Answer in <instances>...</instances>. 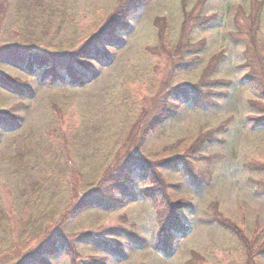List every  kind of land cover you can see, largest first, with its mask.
Listing matches in <instances>:
<instances>
[{
	"label": "rangeland",
	"instance_id": "rangeland-1",
	"mask_svg": "<svg viewBox=\"0 0 264 264\" xmlns=\"http://www.w3.org/2000/svg\"><path fill=\"white\" fill-rule=\"evenodd\" d=\"M19 1L8 0L7 10L0 9V46L14 45L20 38L25 8H19ZM184 1L187 4L182 9ZM257 1L261 4L253 0H155L131 13L130 29L120 33L121 45H100L108 52L107 62L80 58L78 83L67 75L58 81H43L0 59V74L23 84L21 88L27 92L25 95L0 86V264H187L196 252L200 258L195 264H264V121L259 120L264 118V98L244 79L250 69L241 67L252 60L259 70L257 58L260 55L264 59V0ZM35 2L33 18L41 36L40 49L65 54L76 52L120 0ZM241 8L243 15L253 11L258 15L256 50L251 37L230 35L240 27L237 18L246 19L240 15ZM183 12L190 26L200 14L216 15L206 26L195 25L184 38V45L197 44L187 52V56L198 59L190 72H176L163 56L146 51L159 42L158 29L163 22L166 38L171 42L178 39ZM246 21L245 26L250 27V20ZM217 55L223 57L221 76L231 81L227 98L209 111L190 102L181 103L177 117L153 131L142 148L136 149L127 136L130 127L121 125V92L130 89L131 99L139 106L146 97L150 109L171 82L183 87L198 82L203 69ZM15 118L20 123L8 128ZM223 123L229 129L224 144L215 145L207 156L187 149L196 145L201 129ZM126 150L128 155L144 156L154 163L183 153L190 160L185 165L187 170H169L163 164L158 167L168 195L196 206L193 213H184L191 230L177 238L170 255L152 245L160 220L153 201L141 194L147 186L140 177L141 170L133 173V182L126 183L130 194L117 195L120 201L116 207H90L77 213L69 210L73 201L98 185L110 195V179L101 182L103 170ZM186 176H194L193 181H187ZM85 180L91 187L85 188ZM201 184L203 189L198 187ZM216 205L223 217L247 233L253 257L248 256L249 249L237 245L232 232L209 223L218 216ZM49 211H58L52 220L47 219ZM47 228L48 235L61 230L58 237L66 236L67 246L53 255L41 256L35 246ZM127 229L149 243L144 247L129 244L124 232ZM102 242L111 243L123 255L113 253L115 248Z\"/></svg>",
	"mask_w": 264,
	"mask_h": 264
},
{
	"label": "trees",
	"instance_id": "trees-1",
	"mask_svg": "<svg viewBox=\"0 0 264 264\" xmlns=\"http://www.w3.org/2000/svg\"><path fill=\"white\" fill-rule=\"evenodd\" d=\"M0 1L1 11L4 9L7 10V6L9 5L8 0ZM154 1L155 0H120L119 4L114 8V12L111 13L110 16H107L105 21L99 27H96V30L92 31L91 34L83 39L76 49V52L60 54L47 53L40 49L41 36L37 34L38 24L34 22L33 18V6L36 2L35 0H21L18 5L21 9L25 8V13L23 15L25 22L20 33V38L16 40L17 42L14 45L0 46V59L18 66L30 75L37 76L43 81H58L59 79H63L64 75H67L73 83L81 82L79 66L82 62L80 61V58L93 57L92 59L100 63L107 62L109 60L108 52L102 49L100 45L105 42L116 46L121 45L123 40L120 33L127 32L130 29L129 17L131 13L134 10H141L150 6ZM253 1L261 4V2L257 0ZM182 4V9H184L187 3L184 1ZM241 10L242 8L240 9V15H243ZM182 14L184 15L183 23L178 39L171 42V40L166 38L165 31L167 28L163 22V26L158 29L159 42L154 46H148L146 51L150 55L163 56L167 63L169 62L170 66H172L176 72H190L194 69V65L197 63L198 59L197 57L193 58V56H187V52H190V49L192 48L195 49L197 44L191 43L186 44L188 45L186 46L184 45V38L191 33L195 25L200 27L206 26L216 18V15L204 16L200 14L197 16L196 23L190 26L186 20V13L183 12ZM243 16H245L247 20H250V27L245 26V23L247 22L246 19L238 17L237 22L241 28L238 27L236 30L232 31L230 35L233 37L240 36L242 38L251 37L253 39L252 46L254 50H256L257 46L255 44V39L260 38L258 15L254 14L253 11L251 14ZM161 20L165 21V18L163 17ZM156 24L157 27H159V21H156ZM202 43H204V41ZM202 43H200V45H203ZM222 59L223 57H220V55L213 58L208 66L203 69L199 81L193 85L183 87L177 85L175 82H171L166 90L164 88L163 93L159 96L160 98L153 102V106L150 107V109H148L150 101L149 99L147 101L146 97L143 99L144 101L139 102V106L137 101L131 99L132 93L130 89L124 90V92L128 91L127 94L121 92L120 103L124 109V117L122 118L123 121L121 125L122 127H125L126 125L130 127L127 135L129 142L132 144L134 143L135 148L138 150L139 148H142L146 137L152 135L153 131L163 128L168 121L177 117L181 103L190 102L202 111H209L217 106L220 101L226 99L230 91L231 81L221 76ZM257 59V62L260 63L261 66L259 70H256L258 64L252 60H246L241 64V67L250 69L244 79H247L252 83L260 98H264V59H262L260 55ZM22 85L17 84L9 79V77L0 74L1 87L3 86L14 92L26 95L27 92L24 88H21ZM146 113H148V116ZM18 119H13L8 125V128L16 127L18 123H20L18 122ZM259 120L260 123H262L264 118ZM228 131L229 129L224 123L219 124L213 129H201L196 145H191V147H187V149L191 150L192 153H200L207 156L210 149L215 145H222L226 142ZM128 154L129 150L117 154L115 156L116 162L113 165L110 164L108 168L103 170L102 175L104 177L101 182L104 184L110 179V182L108 183L109 189L111 190L110 195H106L104 191L101 190L102 187L98 185L97 187L92 188L93 191L90 193L87 192L83 198H80L77 202L73 201L69 210L71 209L72 213H77L79 210H84L90 207H102L109 210L116 207L120 201L117 195L120 193L126 195V193L129 192L126 183L133 182V173L136 170H139V172L141 170L142 175L140 177L143 181L147 182V186L142 188L141 194L153 201L157 218L160 220V230L157 233L156 242L152 245L160 252L170 255L175 248L177 238L188 235L191 230V226L184 219V213H193L196 211V206L192 202L175 201L168 195L166 185L158 171V167L160 164H163L166 169L177 170L188 165L190 160L185 157L186 153L167 159H160L157 163L150 161V158L146 159L144 156L139 157L136 156V154ZM55 157L59 158V154H56ZM55 163L58 162L54 161L52 164L57 166L58 164ZM66 163H61V165L64 168H67L68 165ZM79 174L85 175L87 173L79 170ZM57 176H61V174L57 172ZM186 177L187 181H193L194 176ZM84 184L85 188L91 187L89 185L90 182L87 180L84 181ZM201 185L198 187L203 189L205 185ZM217 207L218 205H216L215 213H217L218 216H213L209 223L220 224L226 230L232 232L238 243L237 245L244 250L249 249L248 256L253 257V254H250L251 243L247 241L250 239L247 233L241 229L240 226L223 217L221 213L217 211ZM69 210H67V214ZM57 212L58 211L51 213L49 211L47 219H54ZM65 216L66 214L63 219H65ZM124 232L128 237L127 242L131 245L144 247L149 243L146 238L140 237L139 234L132 229L124 230ZM48 233H50L49 228L43 232L44 238L42 241L35 246L37 248L36 251L41 256L55 254L65 243V235L63 239L58 237L61 230L53 232L50 235H48ZM102 243L115 248L111 243ZM66 246L67 244H65L64 247ZM116 246L118 247L119 245ZM7 250L9 252L10 248ZM110 251L112 252L111 249ZM113 253L118 256L123 255L118 248H115ZM199 258L200 255L196 252L187 264H195L196 259ZM197 264L203 263L198 262Z\"/></svg>",
	"mask_w": 264,
	"mask_h": 264
}]
</instances>
